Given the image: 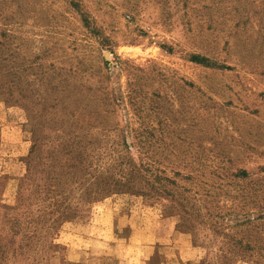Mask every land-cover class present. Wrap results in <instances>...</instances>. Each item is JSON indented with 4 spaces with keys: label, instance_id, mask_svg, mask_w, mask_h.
I'll use <instances>...</instances> for the list:
<instances>
[{
    "label": "rangeland",
    "instance_id": "obj_1",
    "mask_svg": "<svg viewBox=\"0 0 264 264\" xmlns=\"http://www.w3.org/2000/svg\"><path fill=\"white\" fill-rule=\"evenodd\" d=\"M0 264H264V0H0Z\"/></svg>",
    "mask_w": 264,
    "mask_h": 264
}]
</instances>
